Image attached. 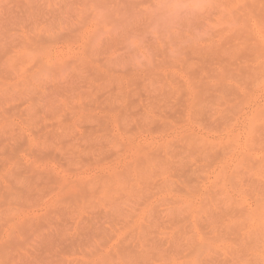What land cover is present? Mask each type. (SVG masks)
Returning <instances> with one entry per match:
<instances>
[{
	"label": "rangeland",
	"instance_id": "374dc122",
	"mask_svg": "<svg viewBox=\"0 0 264 264\" xmlns=\"http://www.w3.org/2000/svg\"><path fill=\"white\" fill-rule=\"evenodd\" d=\"M0 264H264V0H0Z\"/></svg>",
	"mask_w": 264,
	"mask_h": 264
}]
</instances>
